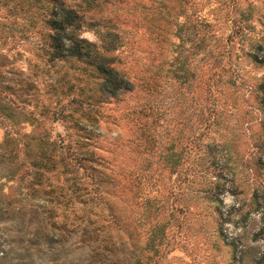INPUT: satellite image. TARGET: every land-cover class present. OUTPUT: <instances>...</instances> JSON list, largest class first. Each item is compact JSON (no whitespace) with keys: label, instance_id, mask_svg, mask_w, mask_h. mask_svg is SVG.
Segmentation results:
<instances>
[{"label":"rangeland","instance_id":"374dc122","mask_svg":"<svg viewBox=\"0 0 264 264\" xmlns=\"http://www.w3.org/2000/svg\"><path fill=\"white\" fill-rule=\"evenodd\" d=\"M64 6L131 88L52 54ZM106 247L264 264V0H0V264Z\"/></svg>","mask_w":264,"mask_h":264},{"label":"trees","instance_id":"16d2710c","mask_svg":"<svg viewBox=\"0 0 264 264\" xmlns=\"http://www.w3.org/2000/svg\"><path fill=\"white\" fill-rule=\"evenodd\" d=\"M81 15L75 9L69 6L61 8L58 19L53 21L54 32L51 34L53 39L52 54L58 56H76L93 63L97 69L104 75V82L111 92L118 89H129L132 83L112 64L115 56L112 54H103L98 51L96 43L90 42L83 37H79L76 31L79 27L78 19ZM104 50L115 48V40L110 39L102 46ZM107 247L99 249L92 254V259L97 264H106L111 261L106 256Z\"/></svg>","mask_w":264,"mask_h":264}]
</instances>
